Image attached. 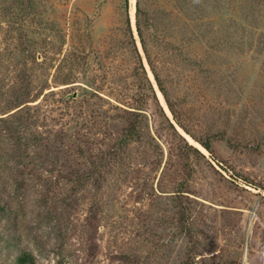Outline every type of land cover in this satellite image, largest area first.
I'll use <instances>...</instances> for the list:
<instances>
[{
	"label": "rangeland",
	"instance_id": "1",
	"mask_svg": "<svg viewBox=\"0 0 264 264\" xmlns=\"http://www.w3.org/2000/svg\"><path fill=\"white\" fill-rule=\"evenodd\" d=\"M25 253L264 264V0H0V264Z\"/></svg>",
	"mask_w": 264,
	"mask_h": 264
},
{
	"label": "trees",
	"instance_id": "2",
	"mask_svg": "<svg viewBox=\"0 0 264 264\" xmlns=\"http://www.w3.org/2000/svg\"><path fill=\"white\" fill-rule=\"evenodd\" d=\"M167 18L173 19L176 22L175 24L177 26L181 25V19H180L178 13L173 14V15L168 14ZM137 31H138V35H139L141 43H142V47L144 50V54H145L147 63H148V65H149V67H150V69L154 75L156 83H157L160 91L164 95L170 111L173 113L174 117L177 119V122H178L179 118L176 115L177 112L174 109V105L168 96V93H167L166 87H165V83H164V81L161 77V74H160L159 66H158V63L156 61L157 57H156V55L152 54V51L148 47L147 39L143 33V30H142V27L140 26V24L137 25ZM164 37L162 38L160 36H157L156 38H157V40H163ZM131 41H132V49L130 48V52L133 56L136 55V62L132 68V73L134 75V78L136 79L135 82L137 84V88L140 89L142 95L151 94L153 99L159 104L158 95L156 93L154 83L150 78L148 68L143 61L142 55L140 54L139 50L137 49V46L135 44V39H132ZM165 41H166L165 44L170 45V43L167 42V40H165ZM143 93H145V94H143ZM203 145L207 149H210V145L208 143L203 142ZM16 263L17 264H35L34 259L26 253L18 255L16 257Z\"/></svg>",
	"mask_w": 264,
	"mask_h": 264
},
{
	"label": "bare ground",
	"instance_id": "3",
	"mask_svg": "<svg viewBox=\"0 0 264 264\" xmlns=\"http://www.w3.org/2000/svg\"><path fill=\"white\" fill-rule=\"evenodd\" d=\"M134 6V5H133Z\"/></svg>",
	"mask_w": 264,
	"mask_h": 264
}]
</instances>
